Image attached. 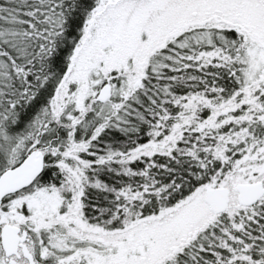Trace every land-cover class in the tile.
Wrapping results in <instances>:
<instances>
[{
    "label": "snow or ice",
    "instance_id": "obj_1",
    "mask_svg": "<svg viewBox=\"0 0 264 264\" xmlns=\"http://www.w3.org/2000/svg\"><path fill=\"white\" fill-rule=\"evenodd\" d=\"M0 264H264V0H0Z\"/></svg>",
    "mask_w": 264,
    "mask_h": 264
}]
</instances>
